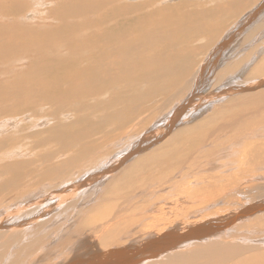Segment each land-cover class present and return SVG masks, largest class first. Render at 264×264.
Returning a JSON list of instances; mask_svg holds the SVG:
<instances>
[{
	"label": "bare ground",
	"instance_id": "obj_1",
	"mask_svg": "<svg viewBox=\"0 0 264 264\" xmlns=\"http://www.w3.org/2000/svg\"><path fill=\"white\" fill-rule=\"evenodd\" d=\"M166 1L169 3L170 0ZM166 1L2 0L0 13L18 16L20 19L17 22L0 24V61L7 63L10 60L8 63H16L24 54L45 53L43 57H36L33 61L29 58L30 62L23 71L12 68L5 73L7 78L0 84V103L16 102L11 103L13 106L19 103L13 112L8 107L10 104L6 105L7 110L2 106L8 113L19 116L27 109H37L44 102H53L55 99L57 102L53 103H56L58 109L75 103L76 105L69 107L70 114L78 120L90 117L92 121L94 115L99 117V114L103 124L115 119L123 120L119 112L105 115L107 110H102L109 104L101 101L102 90H96L93 85L104 83L109 78L116 81L121 75L116 70L117 65L123 71L130 61L135 70L140 72H131L134 75L129 77V87L136 82L138 73L154 77L159 73L162 75L171 72V62L175 60L177 74L174 82H177L178 87L173 90L166 83L168 87L159 86V91L168 88L173 90L172 93L165 92L170 94L165 102L160 101V116H154L155 112L152 111L145 117L148 110L133 109V118L130 115L127 117L130 120L127 124H122L126 129L121 128L124 131L118 134L130 136L127 141L118 140L116 144L114 141L111 144L104 142V145L101 143L102 148L108 145L101 153L99 150L90 152L87 148L90 153L87 158L83 156V152L76 157L81 163H72L70 158H63L60 166L48 168L50 173L44 184H38L34 190L18 188L13 198L10 196L12 180L8 179L9 182L0 186V196L4 197L0 199V264H264V45L259 44L258 39L261 36L264 42V0H229L227 5L222 0L225 6H215L220 13L218 18L225 16L228 20L224 25L232 27L225 34L219 32L220 35L224 34L221 41L229 35L228 40L218 42L212 55L206 58V63L216 62L209 68L217 72L214 80L219 83L211 86L215 91L207 96L204 95L206 88H203L201 82L206 76V65L201 63L199 68L194 69L193 62L189 70L187 68L190 73H185L186 68L181 65V61L189 63V60H193L192 53L185 50L193 51L190 44L194 39L192 43V40H186L190 44L183 48L184 55L181 53L184 45L173 46L183 42L180 35L183 30L187 33L193 23L185 16V21L183 17L180 22H172V18L168 17L173 15L171 11L174 6L164 7ZM48 2H54L58 9L57 12H51L46 20L52 18L54 24L68 16L64 27L59 31L61 37L55 38L54 31H44L45 25L32 27L28 22L34 21L32 18L35 15L32 12L35 13L37 6L40 8ZM182 4L184 3L181 6ZM120 5L125 10L117 12ZM64 9L73 10L74 14H58ZM175 14L178 15L177 12ZM179 16L181 17L180 14ZM130 18H139L140 21L134 26L120 28L119 23L128 22ZM184 26L187 28L184 29ZM204 27L202 24L193 26L188 35L195 32V35L199 32L200 37L204 33L215 35L217 30L210 27H205L207 30H204ZM114 29L118 30V34ZM244 30L246 39L245 36L240 37ZM36 35L43 38L34 39ZM160 36L167 41L164 49H172L169 50L171 57L165 54L166 57L162 59V54L157 53L160 50L159 45H163L159 41ZM215 36L218 37L217 34ZM197 39L195 38V43ZM68 47L72 48L71 52ZM201 48L203 46L197 47V53ZM52 50L55 51L57 59L49 52ZM61 50L68 54H63ZM96 51L99 53L95 54ZM149 54L156 58H151ZM124 58L128 62H124ZM138 61H142V64ZM76 65L80 67L71 68ZM142 66L146 68L143 69ZM64 67L68 70L75 69L71 71L73 75L58 78L65 80L63 84L69 90L50 97V94L60 91L63 85L62 82L60 85L56 83L54 78L45 77V74ZM165 77L167 78L166 75ZM211 78L207 75L204 82L207 83ZM153 84L152 80L145 79L143 86L146 90H142L140 85L133 89L139 91V94L147 91L152 97ZM235 84L241 90L232 89L236 88ZM73 86L76 88L72 89ZM26 87L31 88L29 95L24 93ZM201 89L202 92L198 93ZM237 90L239 95L232 96V92ZM184 92H187L185 96ZM139 94L136 93V100L140 103L144 93ZM92 100L94 102L89 103ZM178 102H185L183 108L178 106ZM171 103L174 106L169 108ZM188 104L192 105L187 108ZM45 108L47 107L43 109ZM167 109L172 112L163 116ZM58 114L56 111L55 116ZM37 117L40 122L45 120L41 115ZM147 119L149 124L142 123ZM187 143L192 149L186 148ZM128 144L129 148L123 149ZM227 157L230 158L225 160ZM171 161L175 163L176 170L166 172ZM197 163L205 170L197 168ZM207 163L209 165L205 166ZM21 165L5 164L1 167L0 174L2 176L12 174L13 171L25 172L30 169V165ZM126 165L128 169L132 168L130 171L127 169L129 174L124 172ZM98 168L103 171H98ZM122 168L124 171H120ZM21 179L18 178L17 181ZM99 180H106L107 183H98ZM116 185L127 187L119 189ZM110 186L115 189L113 194H107L111 191ZM53 188L54 195L49 194L32 202L36 194L50 193ZM5 192L8 193L6 196ZM176 195L179 202L174 205L181 211H187L189 220L193 214L188 209L196 210L195 220L188 225L186 233H182L186 227L172 228L175 222L167 219L160 224L156 220L149 221L151 215L158 211L163 214L166 210V203L162 202L165 205L157 209L158 205L154 202ZM241 196L246 201L235 204ZM185 199H190L193 204H198L203 209L198 212L195 206L189 205L190 202L183 201ZM181 202L182 205H188L183 207ZM234 205H239L237 212L229 213ZM196 214L201 218L196 220ZM160 221L164 219L160 218ZM83 225L90 229L88 233L91 239L97 240L94 241L97 244L89 249H84L81 244L82 239L89 238L88 235L84 237L86 233ZM156 230L157 234L168 231V235L160 234L158 243L152 242L157 236L154 239L151 236ZM86 243L88 245L89 242ZM125 248L134 249L133 255L128 251L129 255L124 253ZM68 255L69 261L66 259Z\"/></svg>",
	"mask_w": 264,
	"mask_h": 264
},
{
	"label": "rangeland",
	"instance_id": "obj_2",
	"mask_svg": "<svg viewBox=\"0 0 264 264\" xmlns=\"http://www.w3.org/2000/svg\"><path fill=\"white\" fill-rule=\"evenodd\" d=\"M156 1H158V0H156ZM161 1V0H160ZM166 1V0H165ZM169 1V0H168ZM171 1V2H170ZM169 1V3L166 1V2H164V4H163V6L164 7H167L166 5H168V6H170V5H172V6H174V7H172V9H174L173 11H171V14H173V15H170L168 18L169 19H171L172 18V22L173 21H175V22H177V21H182L181 19L185 16L186 18H187V20H189L191 23H193L191 26H190V29L191 28H193V26H197L198 24H202V26L204 27V25H205V27H210L211 29H214V30H217V31H215V35L217 34V36L218 37H216L215 35L214 36H212L211 34H209V33H204V34H202L201 35V37H200V34H196L195 35V33L194 34H189L188 35V33H189V30L187 31V33L185 32V30H183V33H182V35H180V40H183V42L182 41H180V44L179 43H175V44H173V46H175V47H179V46H183L182 48H181V53L184 55L185 54V52H188V53H192V55H193V57H192V61L190 62V60H189V63L187 62V61H181V65H182V67H185L186 68V72L185 73H190V71H188L189 70V66H190V64L192 63L193 64V62H194V69H197V68H199L202 64H205L206 66H205V69L206 70H204V75H208V77L209 76H211L212 78H211V80L210 81H208L207 83H205L204 81H206V76H204V78H202L201 79V82L203 83V88H206V90L204 91V95L205 96H207V95H209V94H211V93H213L214 91H215V89H211V86H213V84L214 85H218L219 83L217 82V81H215L214 80V78L216 77V71L214 70V69H212V68H209V67H212V66H214L215 64H216V62L214 63L213 62V64L211 63H206L207 62V57H208V55H212V53H213V51H214V48H216L218 45L217 44H219L218 42H220L221 40H222V38L224 37V32H228V30H229V28H231L232 27V25H228L229 26V28L226 26V25H224L226 22H227V20L228 19H226L225 18V16L223 17V18H218V15L220 14L219 13V10H218V8H216V7H218L219 5V7H221V5H223V6H225V5H227V3L226 2H229V0H225V2H224V0H223V2L224 3H226L225 5H224V3L222 2V0H186V1H182V0H170ZM177 1V2H176ZM219 1H221L222 3H219ZM184 3V4H182V6H181V3ZM2 0H0V5L2 6ZM168 3V4H167ZM178 3V4H177ZM174 4V5H173ZM176 4V5H175ZM219 4V5H218ZM39 6V5H38ZM37 6V8H36V10H35V13L34 12H32L33 13V15H35V16H33V18H32V20H34V21H32V22H30V21H28L30 24H31V26L33 27V26H35V27H37L38 25H41V26H44L43 27V29H44V31H46V32H52V31H54V34H55V38H57L58 36H60L61 34H60V32L59 31H61V28H63L64 27V24H65V22L68 20V16H65V17H63L60 21H59V23H54L53 24V19L52 18H50L49 20H46L47 19V17L51 14V12H53V11H56L57 12V9H58V6L54 3V2H48V3H46V5L45 6H42V7H38ZM177 8H176V7ZM216 6V7H215ZM156 7H157V5H156ZM155 7V8H156ZM202 7V8H201ZM170 8H171V6H170ZM210 8H212V9H210ZM157 9V8H156ZM38 10V11H37ZM125 9H124V7L123 6H121L120 5V8L118 9V11L117 12H122V11H124ZM175 10H176V12L178 13V15L177 16H175L176 14V12H175ZM178 10V11H177ZM183 10V11H182ZM186 10V11H185ZM218 10V11H217ZM213 11V12H212ZM0 12H1V10H0ZM36 12H38V13H36ZM173 12V13H172ZM216 12V13H215ZM244 12H247V10L245 11L244 10ZM31 13V12H30ZM64 13H67V14H74V11L73 10H69V9H64V10H61V13H58V14H64ZM182 13L184 14V15H182ZM212 13V14H211ZM223 15H224V12H221ZM1 14V13H0ZM175 14V15H174ZM179 14L181 15V17L179 16ZM106 15H108V13H106ZM210 15H211V17H210ZM5 16V17H4ZM7 16H8V18H7ZM40 16L42 17V18H40ZM173 16H175V17H173ZM202 16H204V17H202ZM0 24H2V23H9V22H14V21H16L17 22V20H19L20 18L18 17V16H13V15H9V14H7V15H5V14H1L0 15ZM46 17V18H45ZM160 17V16H159ZM158 17V18H159ZM185 17L183 18V20L185 21ZM199 17V18H198ZM202 17V18H201ZM208 17V19H205V18H207ZM209 17H210V19H209ZM133 18V17H132ZM167 18V19H168ZM177 18V19H176ZM180 18V19H179ZM197 18V19H196ZM212 18V19H211ZM8 19V20H7ZM218 19V20H217ZM225 19V20H224ZM40 20H45V21H40ZM197 20V21H196ZM222 20V21H221ZM9 21V22H8ZM137 21H140V19L139 18H136V19H133V20H131V18H130V20H128V22H120L119 23V25H120V28L121 27H124V26H126L127 27V25L128 26H134L135 25V23L137 22ZM171 21V20H170ZM179 21V22H180ZM233 22H235L236 23V21L235 20H232ZM232 21H230V22H232ZM41 22V23H40ZM47 22V23H46ZM215 22V23H214ZM230 22H228V23H230ZM238 22L240 23V21L238 20ZM122 23H124V24H122ZM214 23V24H213ZM217 23V24H216ZM223 23V24H222ZM209 24V25H208ZM172 25V24H171ZM217 26H219V27H217ZM204 27V28H205ZM184 29H186L187 28V26H184L183 27ZM221 28H224L223 30L221 29ZM117 29H119V28H117ZM117 29H114L115 30V33H117L118 34V30ZM171 29H174V28H171ZM177 29H180V28H177ZM219 29H221V30H219ZM32 30H37V29H32ZM121 30H124V28H122ZM204 30H207V28H205ZM225 30V31H224ZM224 33V34H221L220 35V33H222V32ZM233 31V30H232ZM231 31V32H232ZM220 32V33H219ZM219 33V34H218ZM245 33H246V30H244L243 31V33L240 35V37H242V38H244V36H245ZM209 34V35H208ZM208 35V36H207ZM37 36V35H36ZM229 36V35H228ZM227 36V37H228ZM30 37H33V36H30ZM38 37V38H37ZM37 37H33L34 39L36 38L37 40H41L43 37H40V36H37ZM61 37V36H60ZM200 37V38H199ZM216 37V38H215ZM224 38L223 39V41L225 40H228V38ZM165 38V37H164ZM182 38H184V39H182ZM195 38L197 39L196 41V43H195ZM247 37L245 36V39H246ZM159 41H161V42H163V45H159V47H160V50H157V53L159 52V55H161L162 57V59H163V57H166V55L168 56V57H171L170 56V52L172 51V49H169V50H171L170 52H169V50H168V48L166 47V49H164V47H165V41L166 40H164L161 36L159 37ZM163 39V40H162ZM187 39H189L190 41H191V43L193 42V39H194V42L192 43V44H190V42L189 41H187L186 42V40ZM258 39H260V42H259V44H262V45H264V42L262 41V37L261 36H259L258 37ZM212 40V41H211ZM219 40V41H218ZM239 40H241L240 38H239ZM223 41H221V42H223ZM167 42V41H166ZM189 42V43H188ZM261 42H263V43H261ZM182 43V44H181ZM194 43H195V45H194ZM210 43H212V44H210ZM244 43H246V42H244ZM179 44V45H178ZM186 44H190V45H192V47L190 46V45H188L189 47H191L192 49H193V51H186L185 50V52H184V47L186 46ZM198 46H197V45ZM201 44V45H200ZM205 44V45H204ZM208 44V45H207ZM217 45V46H216ZM187 46V47H188ZM195 46V47H194ZM199 46H203V48H201L200 50H201V52H200V50H198V53L200 52V55L197 53V47H199ZM214 46V47H213ZM216 46V47H215ZM159 47H156V48H158L159 49ZM163 49H162V48ZM209 47V48H208ZM213 47V48H212ZM184 48V49H183ZM72 48L71 47H68V51L70 50V52L72 51L71 50ZM199 49V48H198ZM165 50H168V51H165ZM205 50V51H204ZM51 54H53V57L54 58H56L57 59V56H56V54H55V51L54 50H52V51H49ZM49 52H46V54H50ZM61 52L63 53V54H68V53H65V51L64 50H61ZM194 52V53H193ZM207 52V53H206ZM246 52V51H245ZM78 53H80V54H84L83 52H78ZM78 53H76V54H78ZM99 53V51H96L95 52V54H98ZM30 54V55H29ZM39 53H28V54H24L22 57H21V60L19 61V62H16V63H11V62H9L8 63V61H10V60H7V63L4 61V60H1L0 61V84L2 83V82H4V80H6V78H7V75L5 74V73H8L9 71L8 70H10V69H12V68H15V69H18V70H20V71H23L27 66H28V62H30V61H33V60H35L36 59V57L38 58H41V57H43V54H45V53H40L39 55H38ZM86 54V53H85ZM166 54V55H165ZM196 54H198V55H196ZM206 54V55H205ZM34 55V56H33ZM150 55V57L151 58H156V57H154V55H152V54H149ZM153 57H152V56ZM158 55V56H159ZM164 55V56H163ZM264 55V54H263ZM88 56V55H87ZM186 56V55H185ZM255 56V55H254ZM28 57V58H27ZM84 57H86V55L84 56ZM98 57H100V56H98ZM126 57H129V58H131L129 55H126ZM29 58H30V61H29ZM158 58V57H157ZM195 58V59H194ZM202 58H204L203 60H201ZM132 59V58H131ZM160 59V58H159ZM170 59V58H169ZM196 59H198V60H196ZM206 59V60H205ZM253 60L255 59V58H252ZM133 60V59H132ZM171 60H172V58H171ZM174 60V59H173ZM25 63H24V62ZM205 61V62H204ZM124 62H128V61H126V59L124 58ZM174 62H177L176 60L174 61ZM174 62H171L172 64H173V67H172V69H171V72H169V73H163L162 75L159 73V74H157L156 76L157 77H159V78H157L155 75H154V77H148L147 75H145V74H141V73H138V76H137V79H136V82H134V84L133 85H131L130 87H129V85L131 84L130 83V78L129 77H131L132 75H134V74H131V72H134V71H139V70H135V68H134V66L132 65V63H131V61L128 63L129 64V66L128 67H126L123 71H121L119 68H118V65H117V67H116V70L118 71V73L119 74H121L120 76H118V78H117V80L116 81H114L113 82V80L114 79H112V78H109L110 79V81H109V79H107V81L106 82H104V83H101V84H97V85H93V87L96 89V90H102V92H101V97H100V99H101V101H105V103L106 104H109V105H107L108 107L106 108L105 106H104V108H103V110L102 111H104V110H107V112L105 113V115H109V114H114V113H118V114H122V118H124L123 120H121L120 119V121H119V119L118 120H112L111 122H108V123H110V124H103V122L101 121V119L99 118L100 117V114H99V117H96L97 115H94V117H93V122L91 121V118L89 117H86L85 119H80V120H78L77 119V117H74V118H72L73 117V115H71L70 114V106H73V105H76L75 103H70V104H68L65 108H62V109H58V107H57V105H56V103H53V102H57L55 99H53V102H44V105L43 106H39L38 107V103L37 104H34L35 105V107H38L37 109H35V108H30V109H27L26 110V112H22L19 116H17V114H12L11 112L10 113H8L6 110H7V108L9 107V109L11 110V108H12V112H13V110L15 109L16 110V108H15V106L17 105V104H19L18 102H17V104H15L14 106L12 105L13 103H16V102H7V103H5V102H2V103H0V144H2V146H0V173H1V167L2 166H4L5 164H19L20 163V165L21 166H23V167H25V166H27L28 167V165H30V169H28V170H26L25 172L23 171V170H19V171H13L12 172V174H8V175H2L1 176V174H0V186H4V184L6 183V182H9L8 181V179L9 180H12V188H11V194H10V196L13 198L14 197V194H15V191L18 189V188H23L24 190H34V189H36V186L38 185V184H44L45 183V181L44 180H46V179H48V174L50 173L49 172V170H48V168H50V167H58V166H60L61 164L60 163H62L61 161L63 160V158L65 159V160H67V158H70V161H73L72 163H74V162H78L79 161V163H81V161L80 160H78L76 157L81 153V152H83V156L85 157V158H87L88 157V155L90 154V153H88L87 152V148H89L90 149V152L91 151H96V150H99L100 151V153L101 152H103V151H101V150H103V148L105 147H107V146H104L103 148H102V146L104 145V142H109L110 144L114 141L115 142V144H116V141H118V140H124V141H127L128 140V138L130 137V136H127L126 134H121V135H118V134H120L122 131H124V130H122L121 128H124V129H126L125 127H123V125L122 124H127V122H128V120H130V119H127V117H129V115H130V117H132L133 118V109L134 110H139L140 108H142V109H146V110H148L149 112H147L146 113V115H145V117L146 116H148L149 114H150V112H152V113H154L155 112V114H154V116H160L161 114H159V112H160V110H161V107L160 108H158V106H160V105H162V102H165V98H166V100L168 99V97H169V93H165L166 91L168 92V91H170V89H175V88H177L178 86H177V82L175 81L174 82V80H176V74H177V69L174 67ZM196 62V63H195ZM138 63L139 64H142V61H138ZM202 63V64H201ZM210 64V65H209ZM5 65V66H4ZM52 66V65H51ZM82 66V65H81ZM186 66H188V67H186ZM196 66H198V67H196ZM208 66V67H207ZM18 67V68H17ZM78 67H80L79 65H76V67H71V68H78ZM142 68L143 69H145L146 68V66H142ZM187 68H188V70H187ZM208 68V69H207ZM65 67L64 68H61L60 70H58L57 68L54 70V71H48V73L47 74H45V77H48L49 79H55V82L56 83H59V85H60V83L62 82V89L59 91H55V93L54 94H50V97L51 96H56V95H59L60 93H65L66 91L68 92V90H69V88L68 87H66V85H64L63 84V81H65V80H60V79H58L59 77L60 78H62V77H64V76H67V75H73V72H71V71H75V69L74 70H72V69H70L69 68V70H68V68H66L65 70ZM212 69V70H211ZM58 71H60L59 72V74H57L58 73ZM192 72H193V69L191 70ZM53 72V73H52ZM140 72V71H139ZM212 72V73H211ZM72 73V74H71ZM209 73H211V74H209ZM62 74V75H61ZM216 74V75H215ZM2 75V76H1ZM61 75V76H60ZM140 75V76H139ZM165 75L167 76V78L165 77ZM249 76V75H248ZM247 76V77H248ZM140 77H141V79H140ZM164 77V78H163ZM175 77V78H174ZM114 78V77H113ZM153 78H155V79H153ZM145 79H148L149 81L150 80H152V83H154L153 84V89H151V91H152V94H153V98L151 97V95H148V92L147 91H142L141 93H144V95H142L141 93V95H142V97H143V100L139 103L136 99H137V97H136V93L137 94H139V91H135V89H133V88H135L136 86H138V85H140L141 86V88H142V90H146V87L145 86H143V82L145 81ZM157 79V80H156ZM164 79V80H163ZM204 79V80H203ZM259 79H261V78H259ZM110 83H109V82ZM139 81V82H138ZM140 81H143L141 84H140ZM213 81H215L214 83H212ZM137 82H138V84H137ZM168 84L170 87V89L168 88V89H162L161 91H159V86L160 85H162V86H165V87H168L166 84ZM170 83V84H169ZM175 85H174V84ZM209 83V84H208ZM211 83H212V85H211ZM234 83H236V82H234ZM137 84V85H136ZM173 86H172V85ZM99 85V86H98ZM236 85V88H232V89H239V85H237V84H235ZM65 86V87H64ZM140 86H139V90H140ZM177 86V87H176ZM92 87V86H91ZM115 87V88H114ZM129 87V88H128ZM249 87H251V86H249ZM248 87V88H249ZM76 88V86H73L72 87V89H75ZM149 89H150V87H148ZM29 89H31V88H25L24 89V93L25 94H27V95H29L30 94V92H31V90H29ZM158 89V90H157ZM123 90V91H122ZM173 90H171L170 92L172 93L173 92ZM212 92H211V91ZM239 90H241V89H239ZM157 91V92H156ZM27 92V93H26ZM147 92V93H146ZM202 92V89L198 92V93H201ZM132 93V94H131ZM186 93L187 92H184L183 93V96H185L186 95ZM139 94V95H140ZM167 94H168V96H167ZM232 96H235V95H239V92H238V90L237 91H234V92H232V94H231ZM106 96V97H105ZM150 96V97H149ZM163 96V97H162ZM166 96V97H165ZM155 97V98H154ZM163 98V99H162ZM55 100V101H54ZM185 100V99H184ZM40 101V100H39ZM160 101H162V102H160ZM92 102H94V100H92V101H89V103H92ZM136 102V103H135ZM12 103V104H11ZM185 102H183V103H181V102H178V106H181L182 108H183V104H184ZM1 104H3V105H1ZM10 104V106H8V105ZM47 104V105H46ZM136 104V105H135ZM147 104V105H146ZM192 104H193V102H192ZM192 104H190V105H192ZM8 107H7V106ZM49 105V106H48ZM143 105V106H142ZM189 104L186 106L187 108L190 106ZM2 106H5L6 107V110H5V107L3 108ZM153 106V107H152ZM170 106H174V104H169V108H172V107H170ZM11 107V108H10ZM14 107V108H13ZM44 107H47V108H45V109H43ZM57 107V108H56ZM130 107H132L131 108V110H130ZM137 108V109H136ZM158 108V109H157ZM35 109V110H34ZM53 109V110H52ZM58 109V110H57ZM152 109H154V110H152ZM39 110V111H38ZM44 110V111H43ZM46 110V111H45ZM4 111H6V112H4ZM9 111V110H8ZM56 111H57V114L58 113H60V114H58V116H55L56 115ZM110 111V112H109ZM129 111V112H128ZM18 112H19V110H18ZM17 112V113H18ZM170 113V112H172V110L171 109H167L165 112H164V115L163 116H166V114L165 113ZM61 113H63V114H61ZM38 114V115H37ZM71 115V116H69V115ZM74 115H75V113H73ZM127 114V115H126ZM35 117H34V116ZM43 116V118L45 119L44 121H42V122H40V121H38L39 119H38V117L36 118V116ZM87 115V114H86ZM126 115V116H125ZM55 116V117H54ZM68 116V117H67ZM7 117V118H6ZM58 117H60V118H58ZM62 117V118H61ZM126 117V118H125ZM95 118V119H94ZM97 118V119H96ZM46 119H48V120H46ZM50 119H52V120H50ZM69 119V120H68ZM72 119V120H71ZM127 119V120H126ZM7 120V121H6ZM35 120V121H34ZM53 120H55V121H53ZM67 120V121H66ZM6 121V122H5ZM11 121V122H10ZM38 121V122H37ZM64 121V122H63ZM38 124H37V123ZM40 122V123H39ZM46 122V123H45ZM122 122V123H121ZM144 122H147V124H149V120L147 119V120H145V121H143L142 123H144ZM85 123V124H84ZM35 124V125H34ZM2 125V126H1ZM18 125V126H17ZM47 125V126H46ZM50 125H51V127H50ZM142 125V124H141ZM104 126V127H103ZM92 127H94V128H92ZM103 127V128H102ZM17 128V129H16ZM37 130H36V129ZM60 128V129H59ZM93 129V130H91V129ZM107 128V129H106ZM110 128V129H109ZM180 129V128H179ZM46 130V131H45ZM141 130V129H140ZM142 131V130H141ZM42 132V133H41ZM44 133V134H43ZM62 133V134H61ZM77 134V135H76ZM15 135V136H14ZM35 135H36V137H35ZM113 135V136H112ZM114 135H115V137H114ZM118 135V136H117ZM15 137V138H14ZM57 137V138H56ZM10 138V139H9ZM110 138H111V140H110ZM122 138V139H121ZM12 139H13V141H12ZM63 141V142H61V140ZM109 139V141H107V140ZM11 142H10V141ZM55 140V141H54ZM61 142V143H60ZM65 142H67V143H65ZM119 142V141H118ZM117 142V143H118ZM59 143V144H58ZM92 143V144H91ZM101 143H103V145L101 144ZM26 144V145H25ZM98 144V145H97ZM119 144V143H118ZM117 144V145H118ZM73 145V146H72ZM92 145H93V147H92ZM98 147H97V146ZM102 145V146H101ZM130 144H128L127 146H125L123 149H125V148H129L128 146H129ZM190 144L188 145V143L186 144V148L187 149H192V146H191V148H190ZM19 147V148H18ZM101 147V148H100ZM40 149V150H39ZM72 150V151H71ZM76 150V151H75ZM87 153H86V152ZM19 152V153H18ZM7 153V154H6ZM2 154V155H1ZM48 156V157H47ZM45 157H47V160H44V159H46ZM194 157H197V155H194ZM74 158V159H73ZM228 158H230V157H227L225 160H227ZM44 160V161H43ZM193 160V159H192ZM194 160H195V158H194ZM22 161V162H21ZM7 162V163H6ZM172 162V163H171ZM170 162V165L169 166H167L166 167V172H173V171H175L176 169H175V163L173 162V161H171ZM5 163V164H4ZM30 163V164H29ZM247 163V162H246ZM4 164V165H3ZM33 164V165H32ZM40 164H43L44 166L42 167ZM198 165H196V167L197 168H201V169H204L205 170V168L201 165V164H199V163H197ZM32 165V166H31ZM209 165V163H207V164H205V166H208ZM174 166V167H173ZM173 167V168H172ZM47 168V169H46ZM99 168H101L100 166H99ZM97 169L98 171H103V170H101V169ZM126 169H125V171H124V168H122V170L120 169V171H124V172H127V169H128V167H127V165H126V167H125ZM67 169H69V167L67 168ZM130 170H132V168L131 169H128V171H130ZM173 170V171H172ZM208 170V168L206 169V171ZM97 171V172H98ZM24 172V173H23ZM186 172H188V171H186ZM43 173V174H42ZM197 173H199V171L197 170ZM126 174H129L128 172L126 173ZM159 176V175H158ZM100 177V176H99ZM18 178H22L19 182L17 181V179ZM159 178H163V177H160L159 176ZM14 179V180H13ZM107 180V179H106ZM106 180H101V181H104L105 183H107L106 182ZM189 180H193V179H189ZM100 180L98 181V183L99 182H101ZM156 185V184H155ZM154 185V186H155ZM116 187H118L119 189H125L126 187H127V185H119V186H117L116 185ZM123 187V188H122ZM117 188V189H118ZM110 189H111V186H110ZM115 189H111V191L110 192H108L107 194H113V192L112 191H114ZM145 190H147V188L146 189H144V191ZM52 191H55V189L53 188V189H51V191H50V193H47V194H36V196H35V198L33 199V201L32 202H36V200H38V198L40 199V197L41 198H44V196L46 197V196H48L49 194H51V196L52 195H54L55 193L54 192H52ZM141 191V190H140ZM139 191V192H140ZM142 192V191H141ZM143 193V192H142ZM8 193L7 192H5V196L7 195ZM175 197V196H174ZM174 197H172V196H170V197H165V199H162V201H161V199H159V200H157L156 202H154L156 205H158L157 206V209L159 208V207H161V205H165V204H163V203H166L167 205H165L166 206V210H165V212L162 214L161 212H157V213H155V214H153V215H151L150 217H149V221H154V220H156V222H158V224H160V223H165V220L167 219V220H169V221H172V222H175L174 223V226L172 227V228H174L175 226H180V227H186L185 228V230L182 232V233H186L187 232V227H188V225L191 223V221H194L195 220V216H194V213H195V209H188V211L190 212V213H192L193 214V217L191 218V220H189L188 219V217H187V211H181L179 208H177L174 204H176L177 202H179V198L177 197V195H176V197L174 198ZM231 196H229L228 198H230ZM2 198H4L3 196H0V199H2ZM174 198V199H173ZM231 199V198H230ZM35 200V201H34ZM166 200H167V202H166ZM183 201H187L188 203L190 202V204L189 205H193V206H195L196 208H197V210H198V212H200L203 208H201V206L200 205H198V204H193L192 202H191V200L190 199H185V200H183ZM182 201V202H183ZM239 201H246L242 196L240 197V199L235 203V204H239L238 202ZM163 202V203H162ZM182 202H181V205H182ZM60 205L62 204V202H60L59 203ZM90 204H92V202L90 203ZM171 204V205H170ZM160 205V206H159ZM186 205H188V204H186ZM186 205H182L183 207L184 206H186ZM235 207L234 208H230V210H229V213H235V212H237L236 211V209H238L239 208V205H234ZM173 207V208H172ZM232 209H233V211H232ZM235 209V210H234ZM228 213V214H229ZM196 215H198V217H196V220H197V218H201V216L199 215V214H196ZM219 215H221L222 216V214H219ZM225 216H226V214H224ZM167 216V217H166ZM148 218V217H147ZM160 218H163L164 219V221H160ZM215 218H219V216H215ZM198 219V220H199ZM214 219V218H213ZM176 224V225H175ZM183 224H187V226L186 225H183ZM85 225H83V228H85L84 230H85V235H84V237H86L87 235H88V237L89 238H84V239H82V242H81V244H82V247L84 248V249H89L92 245H95V244H97V243H94V241H97L96 239H91V236H90V234L88 233V231L90 230V229H87V225L84 227ZM167 230V229H166ZM55 231H57V230H55ZM170 231H172L171 229H170ZM155 232V233H154ZM153 233H152V239H154L155 238V236H157L154 240H152V242H155V243H158L160 240H158L159 239V237L161 236L160 234H164V235H168L167 233H168V231L166 232V231H162V233H159V234H157L156 232H157V230L156 231H154ZM153 234H154V237H153ZM182 236H184V235H182ZM206 237V235L204 236V238ZM85 239H88V240H86L85 241ZM90 240V241H89ZM89 242L88 243V245H87V243L86 242ZM86 243V244H85ZM85 244V245H84ZM96 246H98V245H96ZM130 250H131V252H130ZM132 250H134V249H128L127 250V248H125V249H123V252L124 253H127L128 254V252L130 253V254H132L133 255V253H132ZM128 251V252H127ZM83 253V252H82ZM129 255V254H128ZM69 257H70V255H68L67 257H66V259H68V261H69ZM65 259V260H66ZM67 261V260H66ZM67 261V262H68ZM138 263V262H137Z\"/></svg>",
	"mask_w": 264,
	"mask_h": 264
}]
</instances>
